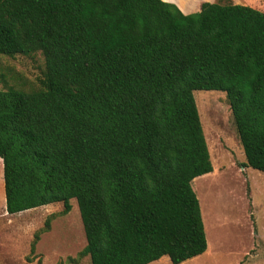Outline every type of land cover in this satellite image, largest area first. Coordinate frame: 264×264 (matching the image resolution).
Masks as SVG:
<instances>
[{
    "label": "trees",
    "instance_id": "16d2710c",
    "mask_svg": "<svg viewBox=\"0 0 264 264\" xmlns=\"http://www.w3.org/2000/svg\"><path fill=\"white\" fill-rule=\"evenodd\" d=\"M44 58L40 87L0 89L9 214L75 198L85 245L62 263L173 264L207 248L194 177L212 171L193 97L225 92L264 172V11L227 0H0V54ZM39 261V260H38Z\"/></svg>",
    "mask_w": 264,
    "mask_h": 264
},
{
    "label": "rangeland",
    "instance_id": "374dc122",
    "mask_svg": "<svg viewBox=\"0 0 264 264\" xmlns=\"http://www.w3.org/2000/svg\"><path fill=\"white\" fill-rule=\"evenodd\" d=\"M225 3L227 0H218ZM264 11V0H229ZM44 58L0 54V89L31 91L40 87ZM212 171L196 176L191 187L198 198L207 248L177 264H264V172L244 166L245 156L225 95L219 89L193 90ZM71 208L56 215L39 235L33 255L29 245L46 216L62 209L52 202L9 214L5 210L0 158V264H58L85 245L84 230L75 198ZM39 260V261H38ZM91 264L89 257L77 263ZM147 264H173L167 256Z\"/></svg>",
    "mask_w": 264,
    "mask_h": 264
},
{
    "label": "crops",
    "instance_id": "0c3cea01",
    "mask_svg": "<svg viewBox=\"0 0 264 264\" xmlns=\"http://www.w3.org/2000/svg\"><path fill=\"white\" fill-rule=\"evenodd\" d=\"M175 4L179 10L184 13L196 12L200 9L203 2H214L217 0H163ZM239 3V2H234Z\"/></svg>",
    "mask_w": 264,
    "mask_h": 264
}]
</instances>
